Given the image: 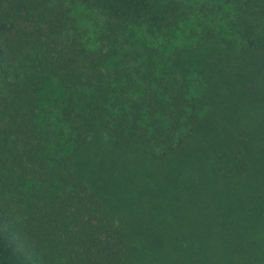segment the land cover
I'll list each match as a JSON object with an SVG mask.
<instances>
[{
    "label": "trees",
    "instance_id": "16d2710c",
    "mask_svg": "<svg viewBox=\"0 0 264 264\" xmlns=\"http://www.w3.org/2000/svg\"><path fill=\"white\" fill-rule=\"evenodd\" d=\"M0 264H264V0H0Z\"/></svg>",
    "mask_w": 264,
    "mask_h": 264
},
{
    "label": "rangeland",
    "instance_id": "374dc122",
    "mask_svg": "<svg viewBox=\"0 0 264 264\" xmlns=\"http://www.w3.org/2000/svg\"><path fill=\"white\" fill-rule=\"evenodd\" d=\"M245 105H246V107L244 109L239 110L237 108L236 110L239 111V113L240 112H242V113L247 112V114H256V113L263 112V110H259L257 108H254L253 106L248 107V104H245ZM259 107H261V106H259ZM132 156L134 158L142 157L141 154H134V153H132ZM132 156L127 157V155L125 154L124 156L121 155V157L119 158L120 162H122L124 160L128 161L127 164H130V166L127 167V171H129L131 174V178L129 179V181L126 185L128 187V189L125 191L126 198L122 201V205L123 204L127 205V207L125 208L126 211L120 210L121 212H123L122 214H123L125 219L128 218V219H130V221H132V218H129V216H135L136 218H138L139 215H141V214H139L140 211L146 212L147 202H150L152 200V196H153V195L152 196L148 195V191H150L149 189H154V188L156 189V187L158 188L159 186H160V188H164L167 186L165 188V194L171 196L170 200L167 199V206L170 210L176 209L178 203H180L179 202L180 200H185V198H189L190 194H186V192L179 193V194L176 193V192H182L183 191V182L185 181V179L187 181H189V179H188L189 175H187V178H186L182 174H180L179 171L178 172H170V169H169L170 167L166 168L162 164H160V165L156 164V169H154V170H153V166L147 167L144 169L140 168V172L138 173L136 171V169L138 167L134 166L135 159ZM150 168H151V171H149ZM189 168L190 167L186 166L187 170ZM148 171L150 173L152 172L151 179L150 178L148 179L145 177V175ZM190 171H192V170H190ZM123 172H124V170H123ZM165 172H167V175L165 174ZM178 174H179V176H177ZM193 174H195V172L191 173L190 178L195 182V178H194ZM140 175L143 177H141ZM174 179H177L178 181H182V182L181 183L177 182ZM170 180H172V181L174 180L173 184L170 183V185H164L165 182H169ZM187 193H188V191H187ZM159 197L160 198L158 199V201L164 200V197H162L161 194L159 195ZM181 203H183V202H181ZM180 210L181 209H179V207H178L176 213L179 212ZM182 214H184V213H180V214H178V216L180 218H182L181 217ZM147 217H151V216H149L147 213ZM177 225H176V223L174 224L175 227Z\"/></svg>",
    "mask_w": 264,
    "mask_h": 264
}]
</instances>
